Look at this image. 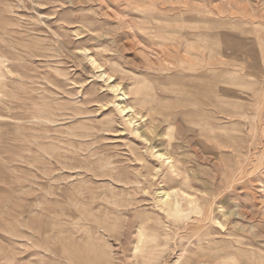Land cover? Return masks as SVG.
Returning a JSON list of instances; mask_svg holds the SVG:
<instances>
[{"label":"rangeland","instance_id":"374dc122","mask_svg":"<svg viewBox=\"0 0 264 264\" xmlns=\"http://www.w3.org/2000/svg\"><path fill=\"white\" fill-rule=\"evenodd\" d=\"M0 264H264V0H0Z\"/></svg>","mask_w":264,"mask_h":264},{"label":"bare ground","instance_id":"6f19581e","mask_svg":"<svg viewBox=\"0 0 264 264\" xmlns=\"http://www.w3.org/2000/svg\"><path fill=\"white\" fill-rule=\"evenodd\" d=\"M100 76L105 77L106 72L102 71L100 73ZM109 79H113V78L109 77ZM109 86H110V89L119 96V101L117 103L119 110L126 116L128 123L134 124V122L136 121V114L137 113H135L133 111L134 110L133 106L126 103L129 95L127 94V92L125 90H123V87L121 86V82H118V83L114 82V83H111ZM136 129H137V131L139 130L138 127ZM154 152L160 159H163L164 162H167V163H169L170 166L175 167V163H174L171 155H169L168 153L163 152L159 149H156ZM176 193H178V192L174 189L173 190L161 189L157 193L156 197H157L158 202L164 207V209L170 208L173 210L177 209V210L182 211V207L180 206V202L177 199L176 200L174 199ZM183 195L189 196L190 194H188V192H184ZM170 211H172V210H170Z\"/></svg>","mask_w":264,"mask_h":264}]
</instances>
